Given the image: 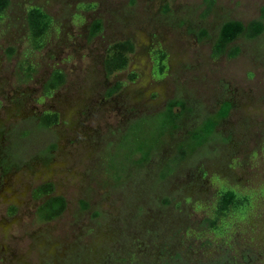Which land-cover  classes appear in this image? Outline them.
<instances>
[{
	"label": "rangeland",
	"instance_id": "obj_1",
	"mask_svg": "<svg viewBox=\"0 0 264 264\" xmlns=\"http://www.w3.org/2000/svg\"><path fill=\"white\" fill-rule=\"evenodd\" d=\"M7 1L0 264H264V0ZM31 6L51 20L36 52L26 40ZM95 20L100 29L89 35ZM229 21H260L263 29L251 38L242 33L214 56ZM122 40L134 46L127 66L107 77L105 50ZM156 49L166 55L162 77L151 72ZM24 51L29 78L19 71ZM55 70L63 82L45 97ZM172 100L186 109L170 129L160 113ZM223 103L228 112L216 120ZM44 112L57 115L53 125L39 126ZM206 120L213 131L189 150L188 138ZM150 147L138 162L137 152ZM47 182L65 208L39 222L42 199L31 191ZM222 187L249 194L251 203L216 235L205 221Z\"/></svg>",
	"mask_w": 264,
	"mask_h": 264
},
{
	"label": "trees",
	"instance_id": "obj_2",
	"mask_svg": "<svg viewBox=\"0 0 264 264\" xmlns=\"http://www.w3.org/2000/svg\"><path fill=\"white\" fill-rule=\"evenodd\" d=\"M8 5L7 0H0V18L3 16L4 10ZM261 18H264V6L260 10ZM50 17L36 6L27 8L25 13L26 40L28 50L36 52L42 49L45 44L47 31L50 25ZM100 29L98 20L93 21L89 27V35H94ZM263 25L260 21H252L244 26L237 21H229L222 24L217 33L216 40L212 46L214 56L222 53L227 44L235 40L239 35L245 33L248 37H254L261 33ZM133 42L130 40L117 41L110 44L104 53L102 61V69L105 76H111L117 72L124 70L127 66L129 55L133 51ZM12 51V50H10ZM23 59L19 65V71L23 77L29 78L33 72V67L30 63H25L27 51H24ZM150 60L152 63L151 72L159 73L162 77L166 72V55L162 50L156 49L150 52ZM152 75V73H151ZM159 76V77H160ZM135 74L129 73L128 80L133 81ZM63 77L59 71H53L43 85L42 93L45 97H49L53 91L62 84ZM120 83H116L113 90L120 87ZM113 90H111L113 92ZM111 91H108L109 93ZM172 108H179V113H173ZM185 106L182 101H169L160 115L163 118V123H168V127L176 126V123L181 120L182 113L185 111ZM229 109L227 103H223L216 114V120L226 116ZM159 115V116H160ZM57 115L55 113L44 112L39 116V126L47 127L56 122ZM200 129H196L191 133L187 141L189 150L200 148L203 142L209 137L214 129V121L206 120L200 125ZM177 127V126H176ZM181 148V146H180ZM187 148V147H186ZM151 152V147L141 149L139 152L138 162L148 158V153ZM53 186L51 183H42L34 187L31 191V197L34 200L42 199L41 203L35 209V216L39 222H49L58 218L65 208V201L61 196L52 195ZM251 196L237 192L227 187L218 189L215 194L214 203L211 206V211L205 223L209 231L216 235L222 234L227 230L230 221L227 219H240L250 208ZM228 221V222H227Z\"/></svg>",
	"mask_w": 264,
	"mask_h": 264
}]
</instances>
